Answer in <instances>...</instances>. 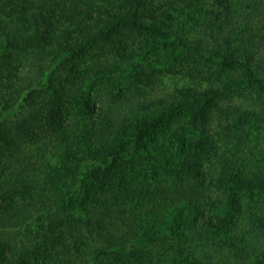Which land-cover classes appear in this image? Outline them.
I'll return each instance as SVG.
<instances>
[{"label": "trees", "instance_id": "trees-1", "mask_svg": "<svg viewBox=\"0 0 264 264\" xmlns=\"http://www.w3.org/2000/svg\"><path fill=\"white\" fill-rule=\"evenodd\" d=\"M261 20L264 0H0V264H147L180 209L174 264H264V142L251 163L241 126L264 124ZM175 68L241 79L141 99ZM214 106L234 145L206 140Z\"/></svg>", "mask_w": 264, "mask_h": 264}, {"label": "rangeland", "instance_id": "rangeland-1", "mask_svg": "<svg viewBox=\"0 0 264 264\" xmlns=\"http://www.w3.org/2000/svg\"><path fill=\"white\" fill-rule=\"evenodd\" d=\"M263 22H264L263 20L260 21L261 25L263 24ZM257 25H259L258 22H257ZM255 30H256V28H255ZM145 55L148 58L154 57L156 55V52H148V53L144 52V56ZM152 64L155 67L157 66V63H155V62H153ZM160 66H163V65H160ZM128 67L129 66H127L126 69ZM178 69L179 68H175L172 70L164 69V71L162 73L160 72L158 74L157 78H158V80H161V84L152 83V85L154 84L153 86L149 85L147 87V89H143L142 93L145 91L147 93V95L142 96L141 99L147 100L151 103H154L156 106V105H158V103L161 102V99H164V100L171 99V95L177 93L178 90L181 89V87H185V88L186 87L187 88L188 87H191V88L195 87L197 89L201 88L202 86H198L200 80L206 79L203 77H207L209 75L217 76L218 78L223 79L228 84L231 83L234 79L235 80L241 79L237 74H233L231 72L224 73L220 70L214 72V71H211L212 69L210 70L209 74H203V75H197V73L189 71V72H187L188 75L185 77L184 73L176 71ZM228 75H231V76L226 77ZM126 76H127V71H125L121 74H118V75H116L115 80L111 81L109 84V86H111V90L113 92H116L118 90L121 94H125V96H126L125 100H127V98L132 95L129 92V91H131V89H129L127 87L129 81H126ZM123 85H124V87H122ZM238 100L240 101V99H238ZM249 106L252 108V104L249 103ZM254 107L256 108L255 114H257L262 109L261 106H254ZM258 107H259V110H258ZM221 109L222 108L216 109L214 106V107H211L209 110V111L216 110V112L212 113L211 116H212V119L215 118L214 120L217 122V124H215V122H210V125L212 127V130L210 131V133L212 134V138L207 137L206 140L208 138H209L208 139L209 141L212 139H216V140H219L220 143H222V141H225V142H228V143L234 145L233 142H237V140H235L232 136H229V135L226 136V134H225V131L229 128V125L233 122V120L230 117V115H228V113L226 111H222ZM206 122L209 123V120H206ZM255 123L256 122L252 121V122H248L246 124H241V126L244 129L242 131L243 135L246 134L247 137H249V139H250V143L245 142L246 147H242V146L241 147L244 151V155H246L245 152H248L251 154V156H252V160L250 161L251 163L256 162L259 158L255 154H253L249 151V147L254 146L252 151H258L259 147H255V146H257L260 142H264L263 141L264 140L263 133L261 131V128L264 127L263 126L264 124L262 122L259 125L257 123L255 124ZM235 124L240 125L238 122H236ZM256 125H258V127ZM169 138H170V131L168 132L166 129H164V132H162V133L159 132L157 135L158 143L162 144L164 147L168 146L167 144L169 142ZM129 149L131 150L130 147H129ZM236 149H237V147H236ZM130 150H128V151H130ZM229 153L232 154V155L228 154L232 160L238 159V155H236L234 153V151L230 150ZM256 170L257 169H255V171ZM247 199L248 198H245L244 201H245V203H248L247 207L249 208L251 215L252 216L256 215L257 214L256 201L255 200L254 201L253 200H247ZM177 212L178 213L182 212L184 215H187L189 213L188 211H182L181 209L180 210H174L171 213V215L168 218L169 220L167 221L168 226L165 227V229H163L164 231L162 232L161 238L159 237V239H157L154 242L156 245V247H155V245L153 246V247H155V249H154L155 251L152 255V258L149 261H147V264H174V263H178L174 259L163 256L164 252L167 255L170 253L173 254L174 251H172V249H171L172 247L169 245L170 243L175 244L176 242H180V241L183 242V240H185V238L183 236H181L182 234L177 228V225L179 223H180L179 224L180 227H182V225H183V222L179 220L180 217L179 216L177 217V214H178ZM247 216H248V214H247ZM247 216H246V214L240 215L238 218V221H237V223H239L238 225L242 226L244 223H246L249 220V218H248L249 216L248 217ZM147 218H148V222L150 223V220L153 218V216L151 215V216H148ZM255 218H256V216H255ZM158 219L159 218H156V219H154V221L153 220H151V221H153V223L158 224L159 223V222H157ZM176 219H177V223H176ZM250 219H252V220H249L250 223L255 220L253 217H251ZM141 222L144 223L143 218H142ZM173 224L176 225L175 228L173 227ZM166 241L169 243L168 244L170 246L169 248L167 246V243L165 244ZM159 251H163V252L161 254H157V253H159ZM185 256H187V253L185 254ZM180 257L181 256H179L177 258L179 259ZM206 257L207 256H205V258ZM211 257L214 259V260H212V262H215V263L218 262L220 264H223L224 262H227L231 259L230 257L222 256L220 253H216V252H213ZM186 258H187V260H189L188 256Z\"/></svg>", "mask_w": 264, "mask_h": 264}]
</instances>
